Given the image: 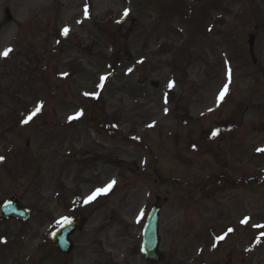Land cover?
I'll return each instance as SVG.
<instances>
[{
  "label": "rangeland",
  "instance_id": "1",
  "mask_svg": "<svg viewBox=\"0 0 264 264\" xmlns=\"http://www.w3.org/2000/svg\"><path fill=\"white\" fill-rule=\"evenodd\" d=\"M197 1L0 0V201L33 212L0 224V264H148L154 205L160 264H264V0ZM76 213L64 257L50 236Z\"/></svg>",
  "mask_w": 264,
  "mask_h": 264
},
{
  "label": "water",
  "instance_id": "2",
  "mask_svg": "<svg viewBox=\"0 0 264 264\" xmlns=\"http://www.w3.org/2000/svg\"><path fill=\"white\" fill-rule=\"evenodd\" d=\"M255 37L250 38V54L253 56ZM159 209H153L148 217L147 224L143 231V253L149 261H160L161 256L157 255V247L159 244L158 228H159ZM9 218L19 219L25 223L30 218V212L21 209L15 200L6 201L0 204V220ZM86 222L85 219L78 218L76 223L68 222L61 227L52 237L54 245L63 253L68 254L72 250V244L69 236L76 228H80Z\"/></svg>",
  "mask_w": 264,
  "mask_h": 264
},
{
  "label": "snow or ice",
  "instance_id": "3",
  "mask_svg": "<svg viewBox=\"0 0 264 264\" xmlns=\"http://www.w3.org/2000/svg\"><path fill=\"white\" fill-rule=\"evenodd\" d=\"M85 13L87 14V8L85 9ZM128 13L127 12H125V15H127ZM67 29H65V34H67ZM12 51V49H7V50H5L2 54H0V55H3L5 58L9 55V53ZM229 78H230V73H229ZM172 85L170 84L169 85V87H171ZM227 92V88H225V90H224V92H222L221 93V99L223 98V96H224V94ZM40 107H42V105L41 106H38L37 107V109L35 110V112L33 113V115H35L36 113H38L39 111H40ZM32 117L31 116H29L28 117V119H26L25 121H24V123H27L28 122V120H30ZM258 151H264V149H260V150H258ZM0 159H2V158H0ZM114 183V182H113ZM109 187H111V185H109ZM102 191H107V189H105V190H102ZM91 199H94V197H90L89 198V200H91ZM69 223H70V221H69ZM243 223H247V220H245V221H243ZM260 227H264V226H260ZM231 231V230H230ZM220 239H223V237H221Z\"/></svg>",
  "mask_w": 264,
  "mask_h": 264
},
{
  "label": "trees",
  "instance_id": "4",
  "mask_svg": "<svg viewBox=\"0 0 264 264\" xmlns=\"http://www.w3.org/2000/svg\"><path fill=\"white\" fill-rule=\"evenodd\" d=\"M101 123H103V124H108V119H107V118L102 119V120H101Z\"/></svg>",
  "mask_w": 264,
  "mask_h": 264
}]
</instances>
